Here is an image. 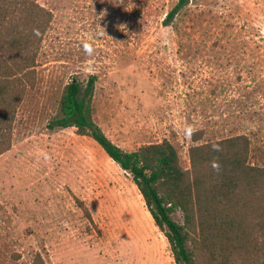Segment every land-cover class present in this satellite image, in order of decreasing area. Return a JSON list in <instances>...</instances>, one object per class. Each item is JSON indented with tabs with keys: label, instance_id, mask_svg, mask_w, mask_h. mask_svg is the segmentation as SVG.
<instances>
[{
	"label": "rangeland",
	"instance_id": "374dc122",
	"mask_svg": "<svg viewBox=\"0 0 264 264\" xmlns=\"http://www.w3.org/2000/svg\"><path fill=\"white\" fill-rule=\"evenodd\" d=\"M35 1L53 19L0 155V264H176L131 174L48 123L73 78L96 76L95 120L125 151L168 140L189 170L192 146L246 135L264 168V0H190L170 26L179 0H12L10 24L26 32Z\"/></svg>",
	"mask_w": 264,
	"mask_h": 264
},
{
	"label": "trees",
	"instance_id": "16d2710c",
	"mask_svg": "<svg viewBox=\"0 0 264 264\" xmlns=\"http://www.w3.org/2000/svg\"><path fill=\"white\" fill-rule=\"evenodd\" d=\"M189 3L179 0L164 24L172 25ZM22 6L26 32L18 30L16 23L10 24L17 5L12 0H0V155L12 146L13 110L19 100L17 82L35 66L39 46L53 19L52 13L36 1ZM96 83V76L87 83L73 78L65 86L48 128H75L79 135L95 140L109 158L131 174L156 226L167 238L176 264H264V168L249 163L248 136L192 146L189 170L168 140L125 151L95 120ZM202 136V132L193 135L195 141ZM214 144L222 151L214 152ZM216 157L221 164L219 173L211 166ZM79 203L92 220L88 208ZM177 211L182 213L183 224L173 218ZM32 264L46 262L37 254Z\"/></svg>",
	"mask_w": 264,
	"mask_h": 264
},
{
	"label": "clouds",
	"instance_id": "9594fccd",
	"mask_svg": "<svg viewBox=\"0 0 264 264\" xmlns=\"http://www.w3.org/2000/svg\"><path fill=\"white\" fill-rule=\"evenodd\" d=\"M212 150L214 152H220V151H222V149L220 148V146L217 145V144H214L212 146ZM211 166H212L213 170L216 171L217 173H219L221 171V164L219 163V158L218 157H216V158L213 159V161L211 163Z\"/></svg>",
	"mask_w": 264,
	"mask_h": 264
}]
</instances>
